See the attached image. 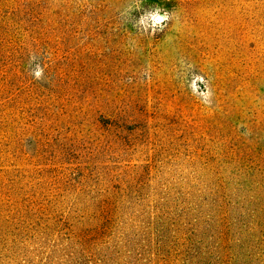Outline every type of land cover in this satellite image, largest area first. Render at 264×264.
<instances>
[{"label":"rangeland","instance_id":"rangeland-1","mask_svg":"<svg viewBox=\"0 0 264 264\" xmlns=\"http://www.w3.org/2000/svg\"><path fill=\"white\" fill-rule=\"evenodd\" d=\"M0 264H264V0H0Z\"/></svg>","mask_w":264,"mask_h":264},{"label":"clouds","instance_id":"clouds-1","mask_svg":"<svg viewBox=\"0 0 264 264\" xmlns=\"http://www.w3.org/2000/svg\"><path fill=\"white\" fill-rule=\"evenodd\" d=\"M157 8H159V7L157 6ZM167 18H168L167 16L153 15L152 16V23L155 26L156 24H161V22L164 21ZM154 33H155V30L153 31L152 34H154ZM36 77L37 78L40 77V73L39 72L36 73Z\"/></svg>","mask_w":264,"mask_h":264}]
</instances>
